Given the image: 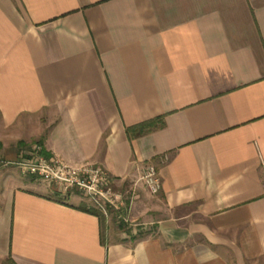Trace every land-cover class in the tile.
<instances>
[{
  "label": "crops",
  "instance_id": "obj_1",
  "mask_svg": "<svg viewBox=\"0 0 264 264\" xmlns=\"http://www.w3.org/2000/svg\"><path fill=\"white\" fill-rule=\"evenodd\" d=\"M0 142V264H264V0H0ZM39 143L130 227L22 174Z\"/></svg>",
  "mask_w": 264,
  "mask_h": 264
},
{
  "label": "built area",
  "instance_id": "obj_2",
  "mask_svg": "<svg viewBox=\"0 0 264 264\" xmlns=\"http://www.w3.org/2000/svg\"><path fill=\"white\" fill-rule=\"evenodd\" d=\"M41 151L42 147L35 145L28 159L16 162L22 174L41 177L63 193L79 192L85 195L92 206L99 209L104 216L107 217L109 212H113L120 221L128 225L124 195L112 189L108 173L102 167L70 166L58 159L45 156ZM141 180L151 195L157 193L161 187L157 168L152 164L145 166Z\"/></svg>",
  "mask_w": 264,
  "mask_h": 264
},
{
  "label": "trees",
  "instance_id": "obj_3",
  "mask_svg": "<svg viewBox=\"0 0 264 264\" xmlns=\"http://www.w3.org/2000/svg\"><path fill=\"white\" fill-rule=\"evenodd\" d=\"M163 125H164V122L162 120V117H157V118L150 119L147 121H143V122L138 123L136 125L127 127L126 128V135H127L128 139H133L135 137H138V136H141V135L146 134L148 132L159 129ZM38 145L41 146L40 143ZM1 149H2V143L0 142V150ZM41 153L48 157V155L43 150L41 151ZM69 192L70 191L65 192V193L67 194ZM79 209L83 212L95 215L96 217H98L101 224L103 223L104 215L99 209H97L93 206H89L88 208H86L85 206H81ZM3 264H15V262L12 260V258L9 257Z\"/></svg>",
  "mask_w": 264,
  "mask_h": 264
},
{
  "label": "rangeland",
  "instance_id": "obj_4",
  "mask_svg": "<svg viewBox=\"0 0 264 264\" xmlns=\"http://www.w3.org/2000/svg\"><path fill=\"white\" fill-rule=\"evenodd\" d=\"M1 157H2V153H1V150H0V159H1ZM142 181V180H141ZM142 183H143V181H142ZM143 185H144V183H143ZM112 187H113V185H112ZM57 188V187H56ZM144 188H145V186H144ZM58 189V188H57ZM114 191H119V190H117V189H115L114 187L112 188ZM146 189V188H145ZM122 193V192H121ZM123 194V193H122ZM125 199V198H124ZM126 200V199H125ZM127 211V210H126ZM126 215H127V213H126ZM128 216V215H127ZM129 225H131V222H130V219L128 218V225H127V227H130Z\"/></svg>",
  "mask_w": 264,
  "mask_h": 264
}]
</instances>
